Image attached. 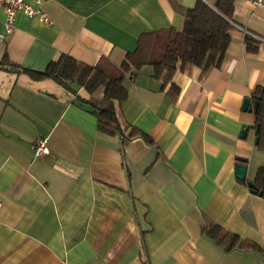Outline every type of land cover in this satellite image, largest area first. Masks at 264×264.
<instances>
[{
    "label": "crops",
    "instance_id": "crops-1",
    "mask_svg": "<svg viewBox=\"0 0 264 264\" xmlns=\"http://www.w3.org/2000/svg\"><path fill=\"white\" fill-rule=\"evenodd\" d=\"M40 8L52 24L19 13L6 34L0 4V61L42 71L68 55L119 66L144 35L184 23L170 0H44ZM231 23L221 67L202 74L178 64L169 81L150 65L125 76L118 120L152 145L138 135L122 147L100 132L85 89L0 69V264H264V196L248 185L264 151L255 111L243 110L264 88V45L248 49L236 27L264 37V7L236 0ZM40 141L49 152L36 157ZM205 220L256 249L221 252Z\"/></svg>",
    "mask_w": 264,
    "mask_h": 264
},
{
    "label": "trees",
    "instance_id": "trees-1",
    "mask_svg": "<svg viewBox=\"0 0 264 264\" xmlns=\"http://www.w3.org/2000/svg\"><path fill=\"white\" fill-rule=\"evenodd\" d=\"M176 11L184 17L183 28H169L148 33L139 40L138 48L128 53L121 65L102 60L95 66L78 62L68 55H61L45 70L38 71L14 65L7 60L0 61V69L27 74L32 80L53 79L71 92L73 85L85 89L91 98L83 103L90 105V113L97 118L98 130L109 136L118 135L125 143L140 135L148 144L151 139L128 126L123 129L116 113V103L121 104L128 97L124 88L125 76L140 70L145 65L154 68V77L164 76L166 81L176 71L178 64L199 67L202 74L211 68L221 67L230 44L229 31L232 29L234 4L236 0H197L192 8H185L181 0H170ZM254 39L246 37L248 49ZM259 100L255 111L259 148L264 151V88H258L253 101ZM254 185L258 194L264 196V165L258 169ZM203 233L210 238L223 253L236 250H253L250 242L240 244L241 239L226 232L218 224L205 220ZM241 245V246H240Z\"/></svg>",
    "mask_w": 264,
    "mask_h": 264
},
{
    "label": "built area",
    "instance_id": "built-area-1",
    "mask_svg": "<svg viewBox=\"0 0 264 264\" xmlns=\"http://www.w3.org/2000/svg\"><path fill=\"white\" fill-rule=\"evenodd\" d=\"M44 0H34L33 4L28 3L26 0H0V4L3 6L6 13L5 21V33L10 34L14 29L16 17L19 13H23L30 18H37L40 21L52 24L48 16L40 8L41 3ZM250 4L253 9H259L264 7V0H250ZM246 36L253 38L254 40L264 45V37L248 31L247 29L237 26ZM5 35H2V39ZM48 147L45 141H40L34 150L36 157L48 154Z\"/></svg>",
    "mask_w": 264,
    "mask_h": 264
},
{
    "label": "water",
    "instance_id": "water-1",
    "mask_svg": "<svg viewBox=\"0 0 264 264\" xmlns=\"http://www.w3.org/2000/svg\"><path fill=\"white\" fill-rule=\"evenodd\" d=\"M259 100H256L255 102H254V108H252L251 107V102H250V100L249 99H246L245 101H244V104H243V110L245 111V110H249L250 112L252 111V110H254V111H257V109H258V107H259ZM257 143H259V137L257 138ZM246 172H247V167H246V165H244L243 163H241V164H239V165H237V167H236V173H237V178L239 179V180H241V181H245V179H246ZM248 185H249V188L251 189V191L253 192V193H258L259 191H258V188L253 184V183H248Z\"/></svg>",
    "mask_w": 264,
    "mask_h": 264
}]
</instances>
